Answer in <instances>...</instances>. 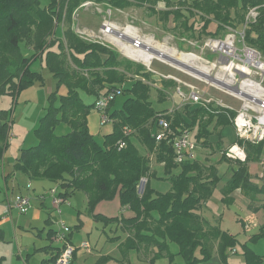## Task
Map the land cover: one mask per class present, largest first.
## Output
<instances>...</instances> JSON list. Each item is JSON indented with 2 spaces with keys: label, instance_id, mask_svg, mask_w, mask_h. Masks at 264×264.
Returning a JSON list of instances; mask_svg holds the SVG:
<instances>
[{
  "label": "trees",
  "instance_id": "16d2710c",
  "mask_svg": "<svg viewBox=\"0 0 264 264\" xmlns=\"http://www.w3.org/2000/svg\"><path fill=\"white\" fill-rule=\"evenodd\" d=\"M90 1L118 8L145 5L153 9L157 2L163 1L167 7L161 10L164 15L161 20H171L177 28L189 33L199 29V34L212 38L224 34L226 27H236L235 20L243 23L246 10L255 7L257 17L245 27L244 41L264 54V0H50L45 5L41 0H0V93L15 95L22 87L42 81V75L30 70L29 65L43 55L57 85L67 89L65 94H60L58 104H55V93L49 95V105L36 129L39 142L20 149L13 169L23 171L32 179L56 183L66 199L82 191L87 198V211L95 220L120 224L128 232L124 250L153 249L155 255H168L169 264H182L169 251V242H174L185 264H195L208 260L211 245L216 243L219 256L225 261L228 251L236 249L237 238L200 213L220 179L216 166L197 158L176 162L171 143L166 139L156 141L155 134L158 117H164L173 134L195 129L193 140L207 146L213 134H220V130L214 131L216 127L222 129L233 124L235 111L188 103L181 110H158L150 98L152 83L138 75L124 79L118 70L123 65L117 59L118 51L86 42L70 28L66 32L64 28L63 36L57 37L55 30L60 13L65 16L66 10V15H71ZM213 22L217 27L211 31ZM21 43L33 53L26 55ZM126 60L125 67L130 69L133 62ZM137 68L141 70L140 65ZM141 74L150 76L147 72ZM114 89L126 97L120 108L107 109L112 129L99 142L88 129V113L98 97ZM80 91L94 95V102L86 103ZM159 98H164L161 90ZM8 121V112L0 109V159L7 143ZM61 121L70 130L56 135L55 127ZM124 128L130 133L126 135ZM120 140L125 142L124 146H119ZM234 142L245 145L246 158L233 170L222 191V200L230 202L231 193L240 189L248 196L250 205L255 206L257 196L264 194V185L250 179L247 163L259 160L264 136L256 144L237 137ZM137 143L144 147L145 153L140 152ZM151 155L169 174L170 190L165 193L150 185ZM222 156L229 161L224 151ZM142 178L147 180L139 191ZM116 196L120 206L131 212L128 216L95 212L99 202ZM261 205L264 207V202ZM3 237L4 231L0 228V239ZM54 249L42 264H54L62 248ZM242 255L245 264L261 261V256L247 243L242 244Z\"/></svg>",
  "mask_w": 264,
  "mask_h": 264
},
{
  "label": "rangeland",
  "instance_id": "374dc122",
  "mask_svg": "<svg viewBox=\"0 0 264 264\" xmlns=\"http://www.w3.org/2000/svg\"><path fill=\"white\" fill-rule=\"evenodd\" d=\"M41 2L45 5L50 0H41ZM165 7L167 6L163 1L157 2L154 9L145 5L118 8L104 2H85L71 15H66V10L65 16L60 13L55 35L61 38L64 28L65 32L70 28L86 42L100 43L108 50L118 51L117 59L123 64L118 67V70L123 73L124 79L130 80L134 78V75H138L145 81L152 83L150 98L153 106L158 110L170 112L173 110L172 107L181 110L186 103L223 107L235 111L232 121L239 112H244L245 117L249 120V126L246 133L247 137L240 140L252 144L259 143V137L263 135L262 131L264 130V124L261 123V119L264 118V107H262L264 104L263 52L258 49V53L254 56V60L260 61V65L263 67H259L255 63L250 66L251 72L248 75H244L235 69H232L233 74H229V71L222 67L231 60L235 65L243 64L245 49L253 48L245 41H241L237 34V31H241L242 22L235 20L236 27L234 25L229 26V28L226 27L224 34L212 38L210 35L199 34V29L195 33H189L187 30L177 28L171 20H161L164 18L161 10ZM105 20L112 24V29L115 27L111 33L101 31L102 22ZM127 26L136 31L134 35H120ZM216 27L217 24L213 22L210 25V30L214 31ZM225 33H227L226 36ZM229 34L230 38H227ZM136 40L143 44L134 45L133 41ZM213 42L217 43L211 44ZM222 42L231 44L230 48L224 50L225 52L217 47ZM147 44L149 47L164 52L175 59L184 56L187 59L186 61L183 60L184 63L197 69L203 68V72L206 71L205 73L209 76L217 75L216 77L221 76L224 80H230L231 84H224L219 79L221 84L214 82L162 59L146 50ZM21 50L26 55L33 53V50L28 49L24 43H21ZM229 50L230 52H228ZM127 52L135 54V56L131 57L126 54ZM126 59L133 62L130 69L125 67ZM139 65L141 66L140 71L137 68ZM29 67L30 70L42 75V81L36 80L32 84L22 87L15 95L0 93V109L8 112V120L10 121L8 132L12 134L11 139L7 140L3 156L0 159V227L5 232L4 237L0 239V264H23L25 261L30 264H39L41 259L46 256L43 249L46 244H60L56 240L55 234L51 239L47 238L46 234L48 227H52L56 231L59 229V224L56 222V219H59L56 209L48 196L43 201L38 197L44 191L43 186L48 187L51 182L42 180L44 184H41L40 179L29 178L23 171L14 170L13 164L21 148L38 144L36 129L39 127L40 118L45 114L49 105V95L54 92L55 104H58L60 94H65L67 89L63 85H57L56 79L46 64L44 55L32 60ZM141 72H147L150 76H144ZM152 74L155 76L151 77ZM176 79L195 86L199 90L204 104L182 102L180 105L181 98L176 93V86L178 85ZM251 80L258 82L263 87L262 91H258L257 97L236 93L235 89L240 86L242 81L249 82ZM180 86L183 91H187L186 85L181 84ZM160 90L164 95L162 99L159 98ZM80 95L86 103H92L96 98L94 95L83 91H80ZM125 97L123 92L116 94L114 100L108 102V110L120 108ZM104 112V110L93 107L89 110L87 117L88 129L99 142L103 140L104 134L112 129L110 119L104 123L101 121ZM69 130V126L61 121L55 127L54 132L56 135H61ZM214 131H219L222 136L220 137L218 133L213 134L210 137V145L203 146L199 143L195 153L196 158L203 163L215 165L220 175V179L217 181L211 196L200 209V213L212 223L218 224L222 229L235 235L238 243L236 251H228L225 261L219 256L216 243H213L209 260L199 261L195 264H244L242 244L245 243L261 256L259 264H264V207L261 205L264 202V196L259 194L255 206H251L248 196L240 189H236L230 195L232 197L230 202L222 200V191L241 160L227 158L229 160L227 161L222 156V152L236 140L234 124L222 129L216 127ZM194 133L195 129H192L191 135L193 136ZM218 145L219 149H217ZM138 146L140 152L145 153L144 147L141 144ZM241 146L245 147V145ZM151 157L154 161L152 160L153 162L150 163L152 171V175L149 176L150 185L156 191L165 193L170 190V182L167 179L169 174L160 162L155 161L153 155ZM2 161L4 174H10L7 179V190L2 183ZM247 166L250 179L257 185H264V149L260 159L249 161ZM140 187H144L142 183ZM17 195L30 197L32 203L30 210L25 213H21L15 208H11L10 213L5 210L6 204L12 203ZM40 201L44 202L43 207ZM85 206L86 196L82 191H77L73 196H69L60 205L62 210L60 218L72 230L69 235L70 245L75 249L72 264H91L94 262L118 264L117 259L123 257L119 244L122 239L126 238V234L121 228H118L116 234L120 237L108 239L106 233L110 234L109 229L111 227L104 225L101 221H95L92 214L86 211ZM124 209L126 210L125 207L120 206L118 197H115L109 201H101L96 206L95 211L108 216H120L121 213L126 214L122 211ZM48 216H50V222L46 223L45 220ZM84 242L88 244L89 250L80 247ZM169 251L175 255L176 262L185 264L183 258L177 254L178 245L176 243L169 242ZM107 255L110 258L102 261L101 259ZM125 259L130 264H169L168 255L152 253L149 259L142 261L139 252L134 249L127 251Z\"/></svg>",
  "mask_w": 264,
  "mask_h": 264
},
{
  "label": "built area",
  "instance_id": "2783aa9c",
  "mask_svg": "<svg viewBox=\"0 0 264 264\" xmlns=\"http://www.w3.org/2000/svg\"><path fill=\"white\" fill-rule=\"evenodd\" d=\"M257 9L255 7H251L247 10L244 21L241 26V31L238 32V36L241 38V41L244 42V29L245 27L254 22L257 17ZM108 15L110 13L108 12ZM112 24L109 23L107 20L102 22L101 31L103 33H111L114 29H112ZM227 38H230V34L227 35ZM138 46L140 44L139 40H136L133 42ZM217 42H213L211 44H216ZM232 43V41H231ZM253 50L254 52L258 53L256 49L254 48H248ZM178 81V85L176 86V93L180 96L181 101L183 103L191 102V103H203L202 96L199 92V90L193 86L192 84L185 83L179 79H176ZM181 84L184 86H187V91H183L181 89ZM120 93L119 89H114L110 92H108L105 95H102L97 98L95 102V107L99 110H104V114L101 117V121L104 123L109 118L107 109H108V102L113 100L116 96V94ZM208 102V101H207ZM264 107V104L262 105ZM239 115H243L245 119V123L239 122L238 117ZM235 134L237 138H246L247 137V131L249 126V120L245 117L244 112H239L238 115L234 118L233 121ZM157 126L158 130L155 134L156 141H160L162 139L168 140L172 148L174 150V158L175 161L180 163L183 161H191L196 158V149L198 144L195 140H193L191 131L190 130H183L179 134H173V130L171 129L168 121L164 117H158L157 119ZM124 133L127 135L130 133V130L127 128H124ZM12 134H7V140L11 139ZM125 142L123 140L119 141V146H124ZM224 155L227 158L231 159H238L241 161H244L246 158V153L244 147H242L238 142H234L231 145H229L226 150L224 151ZM49 197L51 199V203L56 209V213L59 217V219H56V222L59 224V229L55 231V238L60 243L61 252L57 256L56 260L54 261V264H72L73 260V253H74V247L70 245V239L69 235L71 232V229L67 227L63 220H61V214L62 210L60 208L61 203H64L67 199L60 194L59 186L55 185L53 187H50L48 189H45L43 193L39 195V198L41 200H44L46 197ZM32 207L31 199L29 196L26 195H17L15 197V200L12 201V203L8 202L5 206V210L10 213L11 208H15L21 213H25L28 210H30ZM83 247L88 248V244L84 242L82 244Z\"/></svg>",
  "mask_w": 264,
  "mask_h": 264
},
{
  "label": "crops",
  "instance_id": "0c3cea01",
  "mask_svg": "<svg viewBox=\"0 0 264 264\" xmlns=\"http://www.w3.org/2000/svg\"><path fill=\"white\" fill-rule=\"evenodd\" d=\"M126 28V27H125ZM125 28H124V30H125ZM128 30H130L131 32H129V34H132V35H134V32H136L134 29L132 30V28L130 27ZM155 75H151V77H154ZM172 77V76H171ZM170 78V77H169ZM182 103V101H180V105H182L181 104ZM171 109H173V110H175L176 109V107L175 108H171ZM179 110V109H178ZM262 134L264 135V130L262 131ZM260 159V158H259ZM153 160V157H151V162H153L152 161ZM162 164V163H161ZM163 165V164H162ZM1 172H2V175H3V181H2V183H3V185H4V187H5V189L7 190V188H8V185H7V179H8V177L10 176V174L8 173V174H4V165H3V161H2V165H1ZM43 180V179H42ZM40 181L41 182V184H44V182L43 181ZM146 178H142L141 179V181H140V184H139V191H142V189H143V187L141 188L140 187V185H141V183L143 184V186L145 185V183H146ZM149 181H150V179H149ZM55 185H57L56 183H50V185L48 186V187H46V185H44L43 186V190H45V189H48V188H50V187H53V186H55ZM42 190V191H43ZM76 193V192H75ZM74 193V194H75ZM74 194H72L71 196H73ZM263 196H264V194H263ZM39 197V196H38ZM117 197V196H116ZM40 199V198H39ZM41 200V199H40ZM45 200V199H44ZM43 201V200H42ZM42 201H40L41 202V206L43 207L44 206V202H42ZM100 203V202H99ZM98 203V204H99ZM97 204V205H98ZM85 208H86V211H87V198H86V206H85ZM126 208V207H125ZM95 210H96V207H95ZM122 211H124L126 214H125V216H128L131 212L126 208V210L124 209V210H122ZM88 212V211H87ZM95 212H97V211H95ZM89 213V212H88ZM100 213V212H99ZM204 217V216H203ZM95 220V219H94ZM208 220V219H207ZM95 221H97V220H95ZM45 222L46 223H49L50 222V216H48V218L45 220ZM102 222V221H101ZM104 223V222H103ZM104 225H109L111 228L109 229L110 230V234H108V233H106L105 231V233H106V236H107V238L108 239H117V238H119L120 236L118 235V234H116V230L118 229V228H121L123 231H124V233L126 234V238H124V239H122L121 240V243L119 244V247H120V251H121V253H122V259H117V262H118V264H130L126 259H125V255H126V253H127V251L128 250H130V249H134V248H130V249H128V250H124L123 248H124V244H125V241H126V239H127V236L129 235L128 234V232H126V230L119 224H116V223H107V224H105L104 223ZM1 228V227H0ZM3 231H4V229L3 228H1ZM54 231H56V230H54L52 227H48V230H47V238H52L53 237V235L55 234V233H53ZM72 231V230H71ZM5 233V232H4ZM50 246V247H49ZM57 246H60V244L59 245H52L51 243L50 244H46L44 247H43V249H44V251L46 252V256H44L42 259H41V261H40V263L39 264H42V261L44 260V259H47V258H49L50 256H51V253H53V251H55V247H57ZM51 247H53L52 249H51ZM80 247L81 248H83V249H85V250H89V246H88V248H86V247H83L82 245H80ZM134 250H136L137 252H139V255H140V258L142 259V261H144V260H147V259H149V257L150 256H152V253H154V250L153 249H147V250H144V249H134ZM232 251H236L235 249L234 250H232ZM258 254V253H257ZM164 255H165V253H164ZM243 256V255H242ZM110 258V256H106V257H104V258H102L101 260L103 261V260H106V259H109ZM151 260H153V259H151ZM209 260V259H208ZM226 260H227V258H226ZM205 261H207V260H205ZM243 261H244V257H243ZM23 264H30V263H28L27 261H25ZM91 264H98V262H94V263H91ZM140 264H143V263H140ZM244 264H245V262H244Z\"/></svg>",
  "mask_w": 264,
  "mask_h": 264
},
{
  "label": "bare ground",
  "instance_id": "6f19581e",
  "mask_svg": "<svg viewBox=\"0 0 264 264\" xmlns=\"http://www.w3.org/2000/svg\"><path fill=\"white\" fill-rule=\"evenodd\" d=\"M115 26V25H114ZM130 27L127 26L125 28V30L122 32L124 35L125 34H129V32H131L130 30H128ZM114 30H115V27H114ZM132 35V34H131ZM134 42V41H133ZM143 44L142 42L139 45ZM146 44V43H145ZM144 44V46H145ZM136 45V44H134ZM148 45V44H147ZM217 47H219V49H221L222 51H226L228 48L231 47V44L228 43V42H222V43H219L217 45ZM147 50V49H146ZM224 51V52H225ZM230 52V50L228 51ZM127 55L133 57L135 56V54H131L129 52L126 53ZM189 54V53H188ZM256 52H254L253 50L251 49H248L246 48L245 49V57L242 59L243 60V64H237L235 65L234 62L231 60L228 64H225L222 68L224 70H227L229 71V74H233L232 72V69H235V70H238L240 73L244 74V75H248L249 72H251L249 69H250V66L255 64L258 65L259 67H263L261 66L260 64V61H256L254 60V56H255ZM152 55V54H151ZM180 59L183 60H187L184 56H181ZM189 62V61H188ZM254 62V63H253ZM257 67V66H256ZM199 68V67H198ZM201 71H204L203 68H199ZM206 72V71H205ZM217 76V75H216ZM215 76V77H216ZM217 79L221 80L222 82H224V84H228L230 85L231 84V81L230 80H224L223 77L221 76H218L216 77ZM248 81V80H247ZM263 90V87L256 81H249V82H246V81H242L240 86L236 87V93L240 94V95H249L250 97H257L258 96V91H262ZM260 96V95H259ZM261 104V103H260ZM261 106V105H260ZM264 116V115H263ZM244 116L242 115H239L238 117V120L239 122H242V123H245V119L243 118ZM261 123L264 124V118L261 119Z\"/></svg>",
  "mask_w": 264,
  "mask_h": 264
},
{
  "label": "water",
  "instance_id": "95a60500",
  "mask_svg": "<svg viewBox=\"0 0 264 264\" xmlns=\"http://www.w3.org/2000/svg\"><path fill=\"white\" fill-rule=\"evenodd\" d=\"M120 35H123V33L120 34ZM146 49L149 50V51H151L153 54L161 57L162 59H165V60H167V61H169V62H171V63H173L175 65H178L180 67H183L185 69H188V70L192 71L193 73H195V74H197V75H199L201 77H204L206 79H209V80H212L214 82H217V83H220L221 84V82L215 76L214 77L213 76H209L207 73H205V72H203V71H201V70H199L197 68H194V67H192L189 64L184 63L180 59H175V58L171 57L170 55H168V54H166L164 52H161L159 50H156V49H153V48L149 47L148 45H146ZM235 91H236V89H235Z\"/></svg>",
  "mask_w": 264,
  "mask_h": 264
},
{
  "label": "flooded vegetation",
  "instance_id": "af4514ba",
  "mask_svg": "<svg viewBox=\"0 0 264 264\" xmlns=\"http://www.w3.org/2000/svg\"><path fill=\"white\" fill-rule=\"evenodd\" d=\"M263 136H264V135H261V136L259 137V139L261 140V139L263 138Z\"/></svg>",
  "mask_w": 264,
  "mask_h": 264
}]
</instances>
